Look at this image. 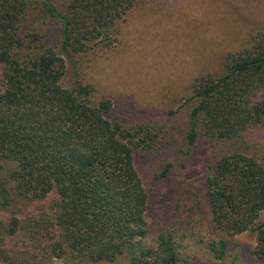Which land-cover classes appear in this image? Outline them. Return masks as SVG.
I'll return each mask as SVG.
<instances>
[{
	"label": "trees",
	"instance_id": "trees-1",
	"mask_svg": "<svg viewBox=\"0 0 264 264\" xmlns=\"http://www.w3.org/2000/svg\"><path fill=\"white\" fill-rule=\"evenodd\" d=\"M134 2L67 0L61 10L53 0H0V264H264V155L235 148L207 167L206 237L190 232L188 248L186 232L151 237L135 166L154 142L149 127H124L90 85L61 83L63 56L110 45ZM39 11L56 25L57 49L33 25ZM193 96L188 146L201 132L238 141L264 127V34L226 55L224 72L194 84ZM247 231L255 245L242 254L232 237Z\"/></svg>",
	"mask_w": 264,
	"mask_h": 264
},
{
	"label": "rangeland",
	"instance_id": "rangeland-1",
	"mask_svg": "<svg viewBox=\"0 0 264 264\" xmlns=\"http://www.w3.org/2000/svg\"><path fill=\"white\" fill-rule=\"evenodd\" d=\"M53 1L63 10L67 0ZM33 25L44 42L57 49L53 21L39 11ZM263 34L264 0H135L113 31L110 45L94 42L82 52L63 56L64 86L90 85L93 101L111 100L110 120L127 128L145 125L153 135L151 147L139 148L135 156L148 193L151 237L165 229L178 235L186 232L187 248L196 239L190 232L206 237L209 212L202 184L207 167L235 148L264 155V127L252 128L238 141L209 138L202 132L192 146L185 139L189 113L197 103L194 84L219 77L226 55L252 48ZM2 73L0 63V90ZM260 222L264 223V210ZM232 243L247 254L254 248L255 234L235 235ZM50 262L64 264L58 258Z\"/></svg>",
	"mask_w": 264,
	"mask_h": 264
}]
</instances>
